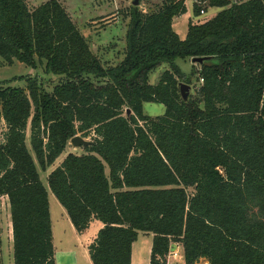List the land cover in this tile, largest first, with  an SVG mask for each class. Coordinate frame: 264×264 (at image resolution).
<instances>
[{"label": "trees", "instance_id": "1", "mask_svg": "<svg viewBox=\"0 0 264 264\" xmlns=\"http://www.w3.org/2000/svg\"><path fill=\"white\" fill-rule=\"evenodd\" d=\"M207 5L220 11L189 21L183 40L172 26L186 0L147 13L132 6L123 58L105 67L57 0L33 9L0 0V60L59 78L50 92L33 77L20 78L24 88L0 85V200L13 264H55L38 168L53 166L75 136L91 144L67 154L47 184L78 234L102 223L88 246L92 264H131L139 233L152 235L149 264H166L172 244L184 264H264V0ZM194 58L199 86L183 101L179 85L194 73L176 61ZM146 103L164 114L144 115Z\"/></svg>", "mask_w": 264, "mask_h": 264}, {"label": "rangeland", "instance_id": "2", "mask_svg": "<svg viewBox=\"0 0 264 264\" xmlns=\"http://www.w3.org/2000/svg\"><path fill=\"white\" fill-rule=\"evenodd\" d=\"M48 0H25L29 9H33ZM71 18L73 24L80 34L86 39L91 52L105 66L110 67L117 64L122 58L125 50V33L129 21V10L132 7L133 0H57ZM196 3L202 10L204 15L195 17L193 15V4ZM162 4V0H140L138 9L143 13L157 10ZM208 0H186L187 15L184 14L174 19L173 30L178 37L183 40L186 36L187 24L189 21L193 23H201L214 17L220 9L209 8ZM176 65L185 75L194 73L192 82L189 85L190 96L196 95L198 83L196 82L197 74L200 71L198 64H193L190 59L177 60ZM168 69L167 65L156 68L149 74V83L155 85L161 73ZM33 77L36 78L40 87L45 92H50L58 83L59 78L47 74L43 65H36L35 68H29L25 65L14 62L8 66L0 60V85L10 87H25V82L20 78ZM185 84V83H183ZM143 113L148 117H159L164 114V106L155 103H146L143 105ZM6 127L2 122L0 124V142L4 138ZM27 136L29 131L26 132ZM85 140L90 141L91 137ZM29 148V141L27 139ZM69 153L81 155L84 149H74L69 143L65 152L56 160V162L42 172L38 168L40 180L48 192V201L50 209V218L54 228V261L55 264H90L86 258L84 249L76 242V237L71 236L66 228V223L62 222L60 206L56 198L52 195L48 188L47 176L49 172L58 166L65 156ZM192 191L191 189L189 190ZM2 206V199L0 200ZM64 212V211H63ZM64 219V218H63ZM8 214L4 208L1 211V251L3 264H13L12 238L7 232ZM151 243L150 234L139 233L134 251L138 258V264H149L148 250ZM148 256V257H147ZM166 264H184L183 252L181 245L170 250L166 257ZM197 264H207L204 260H199Z\"/></svg>", "mask_w": 264, "mask_h": 264}, {"label": "crops", "instance_id": "3", "mask_svg": "<svg viewBox=\"0 0 264 264\" xmlns=\"http://www.w3.org/2000/svg\"><path fill=\"white\" fill-rule=\"evenodd\" d=\"M187 15V12H186ZM177 18V17H176ZM175 19V18H174ZM174 22V20H173ZM187 32V31H186ZM7 210V214H8V224H7V232H8V236L10 235V238H12V229H11V221H10V213H9V205H8V200L6 197L2 198V206L0 204V236L1 234V211L2 209ZM62 212H60V216L62 218V222L66 223V228L69 230L70 235L76 237V242L84 249V252L86 255V258L88 259L89 263H91L90 259H89V254H88V246L94 241V239L96 238V235L98 233V231L102 228V223L97 221V220H92L89 224L88 229H86L83 233L78 234L74 227L72 226L71 222L68 219V216L66 215L65 210H60ZM64 211V212H63ZM50 222H51V232H52V245H53V249L55 248L54 245V228H53V224L50 218ZM139 235V234H138ZM151 236V242H152V235ZM136 245H132V250H131V264H138V258L137 256L134 254ZM150 250H151V243L149 245V250H148V256H150ZM147 256V257H148ZM147 262L149 263V261L147 260Z\"/></svg>", "mask_w": 264, "mask_h": 264}, {"label": "water", "instance_id": "4", "mask_svg": "<svg viewBox=\"0 0 264 264\" xmlns=\"http://www.w3.org/2000/svg\"><path fill=\"white\" fill-rule=\"evenodd\" d=\"M139 4H140V0H133L131 5L133 7H138ZM191 62L193 64H201L202 63V59L194 58V59L191 60ZM189 91H190V86H188L186 84H182V83L179 85V94H180V96H181V98H182L183 101H186L188 99ZM129 113H130V111L127 110L126 111V114L129 115ZM69 144L74 149H77V148H81V147L82 148H85L88 145H90L91 143L89 141L83 139L80 136H75V137H73V138L70 139ZM176 247H177L176 244H172L170 250H173Z\"/></svg>", "mask_w": 264, "mask_h": 264}, {"label": "built area", "instance_id": "5", "mask_svg": "<svg viewBox=\"0 0 264 264\" xmlns=\"http://www.w3.org/2000/svg\"><path fill=\"white\" fill-rule=\"evenodd\" d=\"M233 3H235V2H239V1H241V0H231ZM205 14V12H204V10H201L200 11V15H204ZM200 82H202V80H200Z\"/></svg>", "mask_w": 264, "mask_h": 264}]
</instances>
